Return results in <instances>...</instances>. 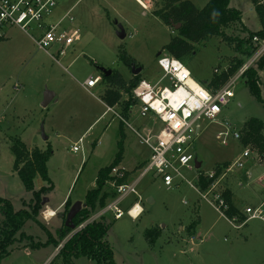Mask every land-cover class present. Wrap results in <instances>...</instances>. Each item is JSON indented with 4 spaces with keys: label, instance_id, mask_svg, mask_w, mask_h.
<instances>
[{
    "label": "rangeland",
    "instance_id": "rangeland-1",
    "mask_svg": "<svg viewBox=\"0 0 264 264\" xmlns=\"http://www.w3.org/2000/svg\"><path fill=\"white\" fill-rule=\"evenodd\" d=\"M192 1L199 9L209 2ZM64 2L68 4V10L74 6L71 14L75 18L72 24L64 23L68 28L78 29L82 38L66 50L61 64L51 56L59 45L53 46L49 53L39 49L37 29L28 34L13 28L10 38L0 41V196L10 199L15 210L25 208L24 201L30 202L32 192L26 190L14 171L15 158L11 151L14 138L19 137L28 145L43 150L52 146L48 169L54 189L44 198L57 208L64 199L71 197L72 207L82 199L86 204L87 192L96 187L99 170L114 160L122 136L124 165L136 167L133 175L140 176L145 169L140 170L145 165L144 160L151 156V149L142 136H147L146 129L156 131L161 126L157 125L155 117V120L141 117L139 104H134L126 117L122 104L115 106V112L104 113L107 106L100 94L106 86L102 79L92 89L84 85V80L90 76L101 77L100 68L104 67L119 71L130 81L134 74L120 58L124 51L136 61V68H142L140 78L154 80L158 77L159 53L166 52L164 47L179 35V30L166 25L154 14L155 9L162 7L163 0H154L155 4L148 10L142 9L136 0H57L59 5ZM231 7L240 9L243 18L227 30L229 35L247 38L246 27L252 31L262 28L252 0H232ZM143 11L148 13L143 14ZM67 12L62 11L63 14ZM122 32L124 37L120 36ZM196 47V53L185 64L192 77L201 83L221 75L238 57L234 48L220 37ZM216 69L220 72L215 73ZM259 75L264 98V69ZM48 91L56 96L44 106ZM131 98L134 96L124 95L123 100ZM121 117H125L130 125ZM251 118L264 120V105L250 92L242 75L235 87V97L218 120H204L199 125L200 135L192 151L202 162L200 171L183 170L184 176L196 185L198 173L221 167L227 169L241 158L244 167L234 166L226 172L218 188L222 191L230 178L244 207L259 200L256 196L264 184L263 179L259 180L264 177V161L258 159L257 149H253L256 152L249 158H242L245 146L241 139L236 140L228 133L229 144L224 145L216 135L226 131L225 122L242 132ZM80 138L84 139L83 149L75 152L73 147ZM249 171L253 172L250 181L245 179ZM156 175V172H150L139 184L144 198L140 203L145 208L142 217L133 220L126 213L115 220L114 214L108 212L101 218L110 225L107 239L117 264H264L263 221L252 220L246 228L237 231L215 206L201 197L198 186L176 179L173 187L168 189L163 179ZM239 180H243L242 185ZM45 185L47 183L40 177L35 179L36 189ZM103 191L107 193L108 203L114 189L107 183ZM149 198L154 201L150 202ZM47 203L42 204L39 220L56 236V231L63 227L64 212L59 213L62 219L47 223L42 216ZM133 203V197H130L124 211ZM196 219H201V223L195 235L201 236L202 242L188 237L192 231L189 227ZM183 225L187 228L181 231ZM150 229H160V237L151 241L146 235ZM24 230L34 236V244L48 240L46 231L33 221H29ZM69 238L70 234L65 240ZM31 243L32 240L21 238L0 264H49L60 250L54 244L33 248ZM73 264L95 263L82 258L74 260Z\"/></svg>",
    "mask_w": 264,
    "mask_h": 264
},
{
    "label": "trees",
    "instance_id": "trees-1",
    "mask_svg": "<svg viewBox=\"0 0 264 264\" xmlns=\"http://www.w3.org/2000/svg\"><path fill=\"white\" fill-rule=\"evenodd\" d=\"M231 1L209 0L202 9H199L192 0H163L162 7L154 10V14L166 25L181 24L179 35L174 37L164 49L166 53L184 63H188V59L196 53L197 44L205 43L214 37H220L234 48L238 54L237 59L221 75H215L210 81L204 82L203 84L207 88L224 84L230 77L235 75L248 59L253 57L258 48L257 43L254 42V37L264 40V0H252L262 28L252 31L245 26L244 32L248 34L247 38H235L227 32L234 24L242 22L243 18V12L240 9L231 7ZM120 58L131 71L133 67L138 66L136 61L125 51L120 53ZM263 69L264 55L244 73L243 78L250 92L264 105V98L261 93L262 81L259 75V72ZM101 79L106 86L100 96L101 100L108 107L122 104L123 113L126 117L130 108L137 102L133 98L123 100V97L124 95L133 97L132 90L142 79L140 74L134 75L130 81H127L119 71L112 70V74L109 76L101 73ZM241 133L244 146H249L254 150L257 149L261 160L264 161V120L249 119L242 128ZM124 150V136H122V140L119 142V151L114 160L111 164L99 170L96 187L86 194V207L82 208L74 219L77 227L107 205V193L103 189L109 181L114 179L111 176L112 170L123 161ZM11 151L15 158L14 171L20 177L26 190L32 192V198L30 202L24 201L25 208L23 210H15L10 199L0 196V261L11 253L12 246L23 238L32 240L31 247L33 248L53 244L58 248L62 245L57 256L49 264H57V261L60 262L59 264H73L74 260L82 258L92 260L95 264H117L114 251L107 239L110 225L102 219L89 222L66 242H63L72 233V229L65 225L66 215L71 207V197L65 203L63 227L56 231V236L39 220L43 198L54 189L48 169V162L53 155L52 146L49 145L45 150L39 147L30 149L21 138L16 137L12 140ZM223 168L216 170V177L220 176ZM129 175V172H125V177L119 179L118 182H125ZM37 177H40L47 185L36 189L35 179ZM213 180L201 175L199 178L201 189H207ZM223 193L229 206L225 215L229 218L238 217V219L244 220L243 213L233 204L231 191L226 190ZM116 195L117 193L114 190L110 199H113ZM29 221H33L46 231L48 235L46 242L33 243L34 236L27 234L24 230ZM195 224L196 222L193 227H196ZM146 235L151 241H154L160 237L161 230L150 229L147 230Z\"/></svg>",
    "mask_w": 264,
    "mask_h": 264
},
{
    "label": "built area",
    "instance_id": "built-area-1",
    "mask_svg": "<svg viewBox=\"0 0 264 264\" xmlns=\"http://www.w3.org/2000/svg\"><path fill=\"white\" fill-rule=\"evenodd\" d=\"M136 1L145 10H148L153 4V0ZM57 5V0H0V40L5 37L6 29L9 27L20 28L28 34L31 30L37 29L36 42L39 49L49 51L53 46L59 45L58 53L65 54L67 48L80 40L81 34L76 28H68V24H72L75 19L71 10L54 22L48 21L53 16ZM65 21L68 24H65ZM254 42L257 43L258 48L253 57L224 84L213 85L211 88H207L203 83L194 79L188 66L181 60L166 52H162L158 56L157 63L160 68L158 77L154 80L142 78L132 90L134 99L140 106L139 115L143 118L154 116L161 124L157 131H150L146 137L142 136L143 141L151 149V157L141 173L142 177L154 171L157 176L163 179L165 186L170 189L176 179L190 183L184 176L183 170L200 171L196 166L198 159L192 151L200 134L198 132L199 125L204 120L209 122L218 120L224 108L235 97V87L241 76L264 54V40L254 37ZM219 72V69L215 70V73ZM100 82V77L90 76L85 80L84 85L92 89ZM121 119L126 122L124 118L121 117ZM224 126L226 131H221L216 135L222 144H229L227 139L229 134L236 140L242 138V133L233 128L231 123L225 122ZM83 142L84 139L80 138L79 143L73 147V151L77 152L83 149ZM253 152L256 151L251 147H245L242 158H249ZM257 155L260 160L258 152ZM234 166L244 167L242 159L239 158L232 167L223 168L218 177H216V171L198 173V178L204 175L208 179H214L207 189L198 188L199 194L204 200L215 206L235 228H240L251 220L264 222V200L260 204L246 207L242 211L244 220H240L238 217L229 218L225 215L229 206L223 191L218 187L226 172ZM111 176L114 179L108 184L113 187L117 195L103 209L96 212L97 214L95 213L93 218H89L77 227L78 231L89 222L103 218L108 212H112L115 219L122 218L126 213L133 219H137L143 213L140 203L142 199L137 190L138 182L119 183L118 180L125 177V170L119 166L112 170ZM130 195L137 196L138 201L134 202L125 212L122 203ZM139 206L141 209L136 218L132 211ZM50 210L47 207L42 211V216L47 222L57 215L56 211H51V217H46L45 213Z\"/></svg>",
    "mask_w": 264,
    "mask_h": 264
},
{
    "label": "crops",
    "instance_id": "crops-1",
    "mask_svg": "<svg viewBox=\"0 0 264 264\" xmlns=\"http://www.w3.org/2000/svg\"><path fill=\"white\" fill-rule=\"evenodd\" d=\"M154 1V0H153ZM155 4V2H153V4H152V6ZM68 4L67 3H65L64 2V4L63 5H57V8L55 9V12H54V14H53V16L48 20V21H50V22H54V21H56V20H58V19H60L63 15H65V14H63L62 13V11H69L68 10ZM74 7V6H73ZM73 7H71V9L73 8ZM141 7V6H140ZM142 8V7H141ZM70 9V10H71ZM143 9V8H142ZM150 9V8H149ZM148 12L147 11H143V14H147ZM74 21H75V19H74ZM13 28H17V27H9V28H7L6 29V34H5V37L2 39V40H4V39H9L10 38V32L12 31V29ZM18 29H20V28H18ZM21 30V29H20ZM23 31V30H22ZM26 33V32H25ZM82 38V37H81ZM71 47V46H70ZM69 47V48H70ZM68 49V48H67ZM66 49V50H67ZM58 51V50H57ZM56 51V52H57ZM50 52V50L47 52V53H49ZM51 53L52 55V58L53 59H55V60H57V62H59L60 64H61V60H62V58L63 57H65L66 56V53H67V51L65 52V54H63V55H60L58 52L57 53ZM71 64H69V66H70ZM101 78V77H100ZM87 79V78H86ZM85 79V80H86ZM85 80H84V82H85ZM19 87H21V85H19ZM18 87V88H19ZM103 92L104 91H102L101 92V94H100V96L103 94ZM56 95H54L52 98H51V101L48 103V105L53 101V99H54V97H55ZM103 102V101H102ZM104 103V102H103ZM111 108V110H109ZM115 106L114 107H108L107 106V110L104 112V113H108V112H115ZM154 116H151V117H148V119H152ZM124 119H125V121H126V118L124 117ZM154 119V118H153ZM155 120V119H154ZM123 121V120H122ZM155 121H158V124L157 125H159L160 124V122H159V120L158 119H156ZM127 123V125L129 124L128 123V121H126ZM130 125V124H129ZM160 126V125H159ZM131 127V126H130ZM158 128V127H157ZM147 130V133L148 132H150V131H153V130H150V129H146ZM157 131V130H156ZM146 133V134H147ZM200 135V134H199ZM199 135H198V138H199ZM198 138H197V140H196V142L198 141ZM25 142V141H24ZM26 143V142H25ZM26 145L30 148V149H32V148H34L33 146H30V145H28L27 143H26ZM151 157V156H150ZM150 157L149 158H147V159H145L144 161H145V165L144 166H142L141 168H140V170H142V168H145L146 167V165L148 164V162H149V160H150ZM143 161V162H144ZM124 162H125V155H124V158H123V161L120 163V165H119V167L120 168H122L123 170H125V172H129V177H128V179L126 180L127 182H138L137 183V190H138V193H139V195L141 196V199H144V198H142V194H140V190L138 189L139 188V184L142 182V180L149 174H147V175H145L144 177H142V172L140 173L141 175L140 176H138V177H134V175H133V173L135 172V169H136V167H134V168H128L127 166H125L124 165ZM138 165H139V163H138ZM138 167V166H137ZM201 167H202V162H201ZM208 173V172H207ZM157 176V175H156ZM253 176V172L252 171H249L248 172V176H246L245 177V179H249V181H250V178ZM195 179H196V177H195ZM263 179V183H264V177L263 178H259V180H262ZM188 180V179H187ZM125 181V182H126ZM180 181H183V180H180ZM188 181H190L191 183H192V185L194 186V187H196V186H198V188L199 189H201V187H200V184H199V178H198V181H197V184L195 185L191 180H188ZM239 182L241 183V185L243 184V180H239ZM188 184H189V182H187ZM165 185V184H164ZM171 189V188H170ZM202 190V189H201ZM226 190H230L231 191V194H232V200H233V204L242 212L246 207H248V206H254V205H256V204H259L261 201H263L264 200V184H263V188L261 189V190H259L258 192H257V196L256 197H258L259 198V200L257 201V202H255V203H252L251 205H246L245 207L244 206H242L241 204H240V200H239V198L237 197V193L235 192V189L233 188V184H232V181H231V179L229 178L228 179V181L225 183V187H224V189H222V191L224 192V191H226ZM130 197H133V200H134V202H136L137 200V196H135V195H130L128 198H126L125 200H124V202L122 203V208L125 210V208H126V206H127V201H128V199L130 198ZM112 199H110L109 200V202L111 201ZM66 201H67V199H64V201L57 207V208H55V207H52L49 203H50V201L48 200L47 202V205L45 206V208H44V210L48 207L49 209H51V211H56L57 212V215L51 220V221H54V220H56V219H62V215H60L59 213H60V211H63L64 212V210H65V203H66ZM82 202L84 201V199H82L81 200ZM149 201L150 202H153L154 200L152 199V198H149ZM108 202V203H109ZM141 202H142V200H141ZM107 203V204H108ZM141 206H142V204H141ZM142 208H143V213L139 216V218L140 217H142V215L144 214V212H145V208L142 206ZM43 210V211H44ZM97 214V213H96ZM105 217V215L103 216V218ZM102 218V219H103ZM132 218V217H131ZM133 219V218H132ZM138 219V218H137ZM115 220H117V219H115ZM133 220H136V219H133ZM50 221V222H51ZM58 221V220H57ZM252 221V220H251ZM196 222V227H193V224ZM48 223V222H47ZM200 223H201V219L199 220V219H196V220H194V221H192V223H191V226L189 227L190 228V230L192 229V231L191 232H189V234H188V237H192V239H199L201 242L203 241V239H202V237L201 236H199V238H197L196 237V235H195V233H196V231L198 230V229H200ZM230 223V222H229ZM249 223H250V221H247L245 224H243L242 225V227H240V228H235L231 223V225L233 226V228L235 229V230H237V231H240L241 229H243V228H246L248 225H249ZM164 227L166 226V225H163ZM187 228V226H185V225H183V226H181L180 227V230L182 231V230H185Z\"/></svg>",
    "mask_w": 264,
    "mask_h": 264
},
{
    "label": "water",
    "instance_id": "water-1",
    "mask_svg": "<svg viewBox=\"0 0 264 264\" xmlns=\"http://www.w3.org/2000/svg\"><path fill=\"white\" fill-rule=\"evenodd\" d=\"M172 27H174V29L176 30H179L180 27H181V24H173ZM120 36L124 37L125 36V33L122 32L120 33ZM160 55V54H159ZM101 72L104 73L106 76H109L112 74V69H106L104 67H101L100 68ZM142 71V68L141 67H133L132 68V73L134 75H138L140 74ZM54 96L53 93L51 92H47L45 93V96H44V102H43V105L44 106H47L48 103L51 101V98ZM46 138V137H45ZM196 166L197 168L199 169L201 167V162L197 161L196 162ZM49 199L46 197V198H43V201H42V204L45 205V203H47ZM86 207V204L83 203L82 201H77L75 202L72 207L69 209L67 215H66V220H65V225L67 227H69L70 229H72V233L70 234V237H72V235L74 233H76L78 230H77V226L75 225L74 223V219L75 217L77 216V214L81 211L82 208H85ZM67 240H65L66 242ZM58 248H61V245L58 247Z\"/></svg>",
    "mask_w": 264,
    "mask_h": 264
},
{
    "label": "bare ground",
    "instance_id": "bare-ground-1",
    "mask_svg": "<svg viewBox=\"0 0 264 264\" xmlns=\"http://www.w3.org/2000/svg\"><path fill=\"white\" fill-rule=\"evenodd\" d=\"M140 209H141V206L136 207V208L132 211V214L136 216L137 213H138V211H139ZM51 215H52L51 210H50L49 212H46V213H45V216L48 217V218L51 217ZM136 218H137V216H136Z\"/></svg>",
    "mask_w": 264,
    "mask_h": 264
}]
</instances>
